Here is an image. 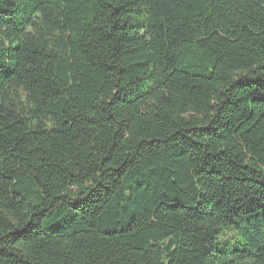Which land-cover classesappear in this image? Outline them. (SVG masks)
Masks as SVG:
<instances>
[{
  "label": "trees",
  "instance_id": "1",
  "mask_svg": "<svg viewBox=\"0 0 264 264\" xmlns=\"http://www.w3.org/2000/svg\"><path fill=\"white\" fill-rule=\"evenodd\" d=\"M0 264H264V0H0Z\"/></svg>",
  "mask_w": 264,
  "mask_h": 264
}]
</instances>
